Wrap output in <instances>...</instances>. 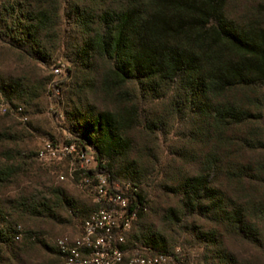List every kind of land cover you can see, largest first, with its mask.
<instances>
[{"label":"trees","instance_id":"1","mask_svg":"<svg viewBox=\"0 0 264 264\" xmlns=\"http://www.w3.org/2000/svg\"><path fill=\"white\" fill-rule=\"evenodd\" d=\"M225 6L226 0H0V51L46 63L60 48L63 18L71 29L68 72L86 78L84 84L79 78L83 93L64 115L70 137L65 144L91 154L95 167L86 175L102 174L109 183L136 188L141 208L125 239L128 254L145 247L170 252L174 230L186 218L207 221L211 227L192 224V231L214 248L221 246L218 229L262 248L256 222L264 219V158L248 155L264 152L263 102L256 94L264 87V20L238 23L226 16ZM31 80L23 73L0 78V92L11 107L38 99ZM127 87L145 103L166 104L168 119L189 124L193 152L180 157L195 170L179 172L161 186L177 198L176 208H149L142 187L153 172L151 161L135 155L129 135L137 127L157 135L165 124L157 114L144 113ZM94 94L112 96L122 107L99 110ZM5 133L0 132V188L21 174L11 152H1L9 141ZM94 208L79 207L57 189L0 196V264L4 253L13 264L32 246L63 264L41 233L22 230L18 214L56 223L77 220L78 236ZM148 209L159 219L155 226L147 225ZM59 213L71 220L60 222ZM214 254L216 264H245L221 247Z\"/></svg>","mask_w":264,"mask_h":264},{"label":"rangeland","instance_id":"2","mask_svg":"<svg viewBox=\"0 0 264 264\" xmlns=\"http://www.w3.org/2000/svg\"><path fill=\"white\" fill-rule=\"evenodd\" d=\"M263 6L264 0H226L225 14L238 23L258 21L261 16L264 20ZM66 23L63 18L60 29V48L46 63H30L17 57L12 51L7 49L0 51V78L26 74L32 79L34 90L38 95V99L28 106H15L22 108L25 122L21 120V116L0 114V132L3 134L7 132L6 136L9 137V141L2 145L4 149L1 152L10 151L21 170V174L13 185L0 188V196L14 198L18 194H33L35 191L49 193L57 189L79 207L88 208L93 205L92 198L80 188V177L77 171L92 170L95 167L92 156L88 153L82 161L77 156L67 157L62 153L65 141L70 138L67 133L69 122L64 115L67 110H70V101L72 102L81 92L83 93L81 87L77 85L80 82L79 78L82 84L86 78L81 73L73 75L68 72L71 64L65 58V46L72 31ZM101 67L103 68L102 65ZM56 69L58 71H55ZM47 80H50L48 85ZM125 93L132 98L136 92L134 88L127 87ZM256 94L263 102L264 110V87L260 88ZM92 97L99 110L116 111L122 107L112 96L94 94ZM136 97L144 113L157 114L165 124L162 133L157 135H150L142 127H137L129 135L135 155L141 158L146 156L151 161L148 166L153 172L142 187L143 192L150 198L149 208L163 212L168 208H176L178 203L177 198L164 192L161 186H169L179 172L190 173L195 170L193 165L188 164L189 160H183L180 157L193 152V145L190 143L192 139L188 133L190 127L185 119L179 117L168 119L169 111L166 104L145 103L137 93ZM46 142H50L58 152L54 157L40 161L37 158V152ZM248 156L254 160H260L264 158V152ZM145 215L147 225L158 224L159 219L154 217L152 211L148 209ZM58 216L60 222L71 220L65 213H59ZM17 219L24 232L41 233L50 245L65 236L73 238L77 231L75 226L78 225L77 220H73L72 224L56 223L47 219L35 220L21 214H18ZM256 223L261 233L262 248L261 245L258 247L240 241L229 231L218 229L221 235V238H218L221 242L220 247L228 254L233 256L235 254L245 264H264V219ZM192 224L196 227H211L205 219H184L176 231L174 230L175 243L170 246V252L179 249L185 257V264H216L214 252L220 247L214 248L205 240L198 239L192 231ZM203 232H206V229ZM3 256L4 264H11V256L5 253ZM18 259L19 262L17 260L13 264H57L55 257L39 246H32L28 252L19 254Z\"/></svg>","mask_w":264,"mask_h":264},{"label":"built area","instance_id":"3","mask_svg":"<svg viewBox=\"0 0 264 264\" xmlns=\"http://www.w3.org/2000/svg\"><path fill=\"white\" fill-rule=\"evenodd\" d=\"M0 114L21 116V120L26 121L22 108L10 107L1 92ZM57 152L50 142H46L37 152V158L44 161ZM62 153L67 157L77 156L82 161L86 155L74 145L66 144ZM87 171L90 170L77 171L79 186L92 198L95 208L83 222L78 236H65L53 242L63 264H185V257L179 249L161 253L145 247L128 254L124 250L125 239L141 208L134 200L137 190L130 184L109 183L102 174L86 175ZM18 239L19 235L15 240Z\"/></svg>","mask_w":264,"mask_h":264}]
</instances>
